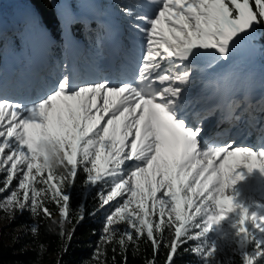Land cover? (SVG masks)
I'll list each match as a JSON object with an SVG mask.
<instances>
[{
  "label": "snow or ice",
  "instance_id": "1",
  "mask_svg": "<svg viewBox=\"0 0 264 264\" xmlns=\"http://www.w3.org/2000/svg\"><path fill=\"white\" fill-rule=\"evenodd\" d=\"M158 4L154 17L136 16L131 27L146 41L138 82L166 83L162 90L146 93L133 82L110 86L107 80L79 86L62 73L46 95L30 104L0 97V171L7 173L0 192L18 180L17 189L0 202V209L21 213L42 209L50 215L42 200L51 192L66 216L70 203L66 187L74 185L82 166L91 185H108L99 195L101 209L122 200L106 216L102 239H114L116 225L122 222L128 228L121 245L125 237L133 240V231L137 235L146 231L158 249L154 231L174 226L167 256L168 264H173L182 244L237 209L235 227L241 246L256 229L264 236V214H249L233 194H226L245 178L244 170L264 173V150L206 145L201 150L202 124L186 115L181 99L182 86L194 71L192 58L212 52L227 60L240 35L264 22V0H254L255 10L250 0H158ZM123 11L132 15L128 8ZM32 16L39 21V10ZM162 64L178 70L162 69ZM126 162H131L127 173ZM58 167L64 169L59 175ZM41 183L46 187L37 188ZM156 214L159 223L153 222ZM197 217L202 223H196ZM192 226L200 230L189 236ZM255 245L253 253L244 252L243 264L264 258V239H256ZM192 251L203 264H213L217 250L212 245Z\"/></svg>",
  "mask_w": 264,
  "mask_h": 264
},
{
  "label": "trees",
  "instance_id": "2",
  "mask_svg": "<svg viewBox=\"0 0 264 264\" xmlns=\"http://www.w3.org/2000/svg\"><path fill=\"white\" fill-rule=\"evenodd\" d=\"M130 1L136 0H97V12L103 23L109 22L111 7L136 9V5ZM79 3V0H68L65 4L76 8ZM250 3L255 10L254 0H250ZM61 5V0H0V60L9 53L16 56L33 51L37 54L46 49L50 50L51 60L59 58L65 49L64 21L58 8ZM36 9L39 10V21L32 16ZM44 29L49 36L42 38ZM102 29V24L93 19L86 22L71 19L69 31L72 37L81 39L87 49L93 51L96 48L95 39L100 36L99 31ZM251 36V42L254 43L252 63L264 68V22L254 27ZM263 106L264 103L260 107ZM260 107L253 104L249 109L253 115L261 116ZM63 171V167H58L56 174ZM36 187L46 185L41 183ZM107 187L103 183L91 185L81 166L78 167L74 185L66 187L70 193L66 216L61 215L62 203L53 200L51 192L42 200L50 215H46L42 209L37 213L16 211L10 223L21 228V231L11 244L0 236V264H168L169 245L175 238L174 226L154 231V237L160 241L158 249H154L152 238L147 236L146 231L140 235L133 231V240L128 241L125 237V243L121 245L120 238L128 228L124 224L119 227L114 239L107 242L102 239L105 226L103 215L107 209L105 206L100 208L99 195L102 189L106 192ZM4 215V210L0 209V218ZM152 219L154 223L160 222L158 214ZM195 231L198 230L192 227L189 236H194ZM202 243L203 238L199 236L188 239L178 249L173 264H203L200 255L192 251ZM238 247L239 252L233 253L227 264H243V246ZM258 262L264 264V260L259 259Z\"/></svg>",
  "mask_w": 264,
  "mask_h": 264
},
{
  "label": "rangeland",
  "instance_id": "3",
  "mask_svg": "<svg viewBox=\"0 0 264 264\" xmlns=\"http://www.w3.org/2000/svg\"><path fill=\"white\" fill-rule=\"evenodd\" d=\"M61 1H62V5L59 6L58 8H59L60 13L64 17V19L65 18H68V20L69 19H80L82 21H87L88 19H94L95 22L101 23L103 26L102 31L101 32L99 31V33L102 34V36H107L112 31V28L114 29L116 27H120L122 32L125 34V36H127L128 42H127V48H125V53H127V56H129L130 58V60H128L129 66L126 68V71L125 70H123V72L121 70L118 71L119 75H122V77L119 76L117 78H114L111 81H108L110 86H120L123 82H133L135 86L143 89L144 92L146 93L148 90H151V89L153 90H151V92H148V93H154L158 90H162L163 87L167 86L166 83L161 84L158 81L151 83L150 86H149V82L147 81L144 83L138 82L137 70L142 65V57L146 52V41H145V37L142 32L137 31L131 27V23L133 22L134 17L136 16L154 17V15L157 12L158 6H159L158 0H136L135 2L130 1L133 5H136V9L131 10V13H132L131 16L126 15L123 9H117V8L111 7L110 12H108L111 19L109 22H104V23L102 21L101 16L97 12L98 11L97 10L98 6L96 4L97 0H86L88 1V3L84 0H79L80 2L79 6H76V8L75 7L72 8L71 6L66 5L65 3L68 0H61ZM252 33H253V30L249 32L247 35L241 34L240 37L232 45L229 58L227 60L220 59L218 63L215 64L214 66V68H217L219 72H223L229 75L227 78L223 79V81H225V84L227 85L228 93L230 94H234L242 90L243 88H245L246 86L245 84L250 77L249 75H256L259 78L258 79L259 85H262V86L264 85V78H262V76H264V68L259 67L255 65L254 63H252L254 59V43L251 42ZM48 36L49 35H48L47 30L44 29L42 31V38L48 37ZM79 51L80 49L78 50L79 57L80 55L82 56L80 60L87 58L88 60L91 61L97 55L100 54L99 47H97V44H96L95 50L89 53L87 49L84 50L83 55L79 53ZM55 65H56V62L55 64H52V65L49 64L48 66H46L44 70V72L46 73H42V78L45 77L46 79L48 76V73L54 71ZM168 66L169 67H167V64H162V69L167 68L169 71L178 70L175 67H172L171 65H168ZM74 69L77 71H83V66H81L80 64H76V67ZM253 70H256V73H251ZM64 71H65V66L60 68L58 73H55L54 78L50 84L51 88H53L55 84L59 81V79L61 78V74L64 73ZM88 72L94 73L95 68L94 67L91 68L90 71ZM194 73L195 72L193 71L192 76L190 78L191 81L192 79H194ZM161 74L163 73L161 72ZM243 74L245 75L243 76ZM100 77L102 79L99 83L104 82L105 79L103 78L104 76L102 73ZM83 78L84 80H86V77H83ZM154 78H155V74H153V77L150 79L154 80ZM25 79H27V76L24 74L23 80ZM80 79H81V82L80 80H78L79 82H77L78 83L77 85L86 86L87 83L85 84V82H83L84 80L82 81V78ZM99 80L100 79H98V81ZM120 80H122V82H120ZM91 82H96V81H91ZM41 84L39 87H37L36 90H34L33 97L32 96L20 97L23 95V92L22 93L20 92L21 90H19L18 95L16 93H13V94H10L8 97L7 96V94L9 93L8 92L6 94L3 93L2 95H0V97H7L10 100V102H18V99L16 98H19L20 102L24 101L22 103L30 104L31 102L36 101L40 96L46 95L48 93L46 92L47 89H45L47 87V84L44 82ZM234 85L238 86L237 88L238 90H236V92L234 90ZM0 87L2 89L8 88V87H2L1 85ZM182 87L184 88V92L182 94L181 99L183 101L184 110H185L186 115L190 116L192 115V113L187 112L190 107L187 106L188 103H186V98L191 97V95L194 94L195 86L190 87V88H185V86H182ZM9 91H12V90H9ZM24 98H27L28 100H26L25 102ZM232 111L234 113L237 110H232ZM245 115L250 117V111H243L240 113L241 118H243V116ZM206 119L209 120L210 116H206ZM208 120L198 121L196 118L195 120H193L196 122V124H202V127H203V132L200 135L201 150L206 149L205 140L208 136L206 129L210 125L208 124ZM251 121H252L251 127H249V125L246 127H243V124L239 126H235V128L238 129L236 133H234V130H232L230 127H227V128L222 127L220 131L217 132V135L219 134L224 135V133H226L228 137L224 139L223 143L221 140L212 138L211 139L212 143L215 144L213 146L219 145V147L220 146L226 147V148H229V150H232L236 148L237 146V145H234L235 141H237L238 139H241L242 143L240 147L243 145L242 147H251L254 151L255 150L258 151L259 149L264 150V145L256 148L258 144H255L258 140L261 141L262 139L261 137L264 136L262 135L264 134V115H261L260 117L254 116V119L251 118ZM206 124H208V126ZM253 129L256 132H254ZM252 136H255V142H253ZM232 140H234V142ZM123 167L125 169V173H127L128 169L131 168V162H126V164ZM244 171H245V178L243 180L238 181L233 186V188L230 189L226 194H229V195L233 194L235 196L236 203L242 204L244 207H247L249 209V214H251L252 212H257L258 214H264V173H261L259 170H253L251 173H247L246 170ZM6 178H7V173L0 171V188L4 187V181L6 180ZM17 186H18V180L14 179L8 190L4 192H0V202H3L6 199V197L10 194L11 190L17 189ZM118 202H122V200L118 198V201L112 202L110 206H105L107 211L103 215L104 224H106V216L110 214L112 211H114V208L117 206ZM3 210L5 212V215L0 218V236L3 241H6V243L11 244L13 240L16 238V236L19 234V232L21 231V228H17L10 223V220L15 218V215H16L15 213L17 210H14L12 208H6ZM238 213H239V209H237L236 211L232 213H229L228 216L225 218V220L222 221L220 224L214 225L208 232L203 233L202 235H199V237L203 238V243L200 245V247L207 248L212 245L216 246L217 251H216V255L213 260V264H216L217 261H223L224 264H227L231 255L233 253L239 252L238 246L239 245L241 246V244L239 242V237L237 236V229L235 227L236 222L238 220ZM165 217H167V214ZM204 219H206V217H204ZM196 223L198 224L202 223L200 217L196 218ZM123 224L127 225L121 222L116 225L117 229H119V227ZM192 227L195 230H198V231L200 230V229H197L195 226H192ZM202 231L203 230L201 229V232ZM256 239H264V236L260 235L258 229L254 230V235H249L247 237V240L243 245V253L248 252L249 254H251L255 251V247H256L255 240ZM260 259L264 260V258H260ZM258 260L255 262V264H259Z\"/></svg>",
  "mask_w": 264,
  "mask_h": 264
},
{
  "label": "bare ground",
  "instance_id": "4",
  "mask_svg": "<svg viewBox=\"0 0 264 264\" xmlns=\"http://www.w3.org/2000/svg\"><path fill=\"white\" fill-rule=\"evenodd\" d=\"M97 47H99V51L101 53V48H100V46L98 44H97ZM81 52L82 53L84 52V48H82ZM94 60H95V58L93 60H91V61L86 58V59H82L80 61L79 60L71 61L70 64L67 65V67H65L64 73H68L72 77L74 76L76 78V83H75L76 85L78 84L77 82H79L78 80H80V82H81L80 78H82V81L84 80L83 77H86V80L83 81V82H85V84L89 83L91 81H96L97 82L98 79H100L97 82V83H99L101 81V77H100L101 73L105 77V78L103 77L105 80L111 81L114 78H117L119 76L122 77V75H119L118 71H120V70L122 72H123V70L126 71V68L129 66V61L128 60H130V58H129V56H127V53H126L125 57L121 60V64H120L119 70L117 72H115V73L111 72L107 68L106 69L103 68L102 65L98 64L99 62H98L97 59H96L97 63H95ZM65 62H66V60L63 59L61 61V63H59V62L56 63V65L54 66V68H55L54 71L50 72L46 79H45V77L42 78L40 73H38L36 75L32 74L30 72L25 74L27 76V79L22 80L20 82L21 86H16V89H14L12 91H7L6 90L4 92H0V95H2L3 93L6 94L8 92H9L7 94L8 97H9L10 94H13V93H16L18 95L19 94L18 93L19 90H21L20 92L21 93L23 92V95L20 96V97H28V96H32L33 97L34 96V94H33L34 90H36L37 87H39L40 84L43 83V82L47 84V87L45 89H47L46 92H48V90L51 89V85L50 84H51V82H52V80L54 78L55 73H58L60 68L66 66ZM76 64H80L81 66H83V71L75 70L74 68L76 67ZM93 67L95 68V72L94 73L88 72ZM167 67H169V66L167 65ZM137 73H138V70H137ZM251 73H256V70H253ZM244 75L245 74H243V76ZM249 76L250 77H249L248 81L245 84L246 85L245 88H250V89L259 88V81H258L259 78L256 75H249ZM262 78H264V76H262ZM37 80H39V81H37ZM120 82H122V80H120ZM22 85H23V88H21ZM237 88H238V86L234 85L235 92H236V90H238ZM243 89L240 90V91H243ZM151 90H153V89H151ZM151 90H148L147 93L151 92ZM193 97H194V94L191 95V97H187L186 98V103H188L187 106L190 107L189 108L190 112H189V110L187 112L188 113H192V115H190L191 119L195 120V118H196L198 121L208 120V119H206V116H205L204 112L201 109H199L198 107L193 106L191 104V102L193 100ZM14 98H16V97H14ZM16 99H18V102H20L19 98H16ZM24 99H25V102H26V100H28L27 98H24ZM198 100H200V98H198ZM22 102H24V101H22ZM213 108L215 109L214 105H213ZM243 111H248V110L244 106H239L237 111H235L234 113L230 112L228 115H222V114L218 113V111H217V113L215 112L214 117L208 120V124H210V125L208 126V124H206L208 126V127L206 126L207 127L206 131H207L208 136H207V138L205 140L206 145H208L207 147H213V145H215V144L212 143V140H211L212 138H216L218 140H221L222 143H223L224 139L228 137V135L226 133H224V135H220V134L217 135V132L220 131V129L222 127H224V128L230 127L232 130H234V133H236L238 131V129L235 128V126H239V125L243 124V127H246L248 125H249V127H251L252 126V124H251L252 121H251V118L249 116H247L248 114L243 116V118H241L240 113L243 112ZM240 127H242V126H240ZM254 128H256V127H254ZM253 131L256 132L254 129H253ZM245 133H247V132H245ZM262 135H264V134H262ZM252 137H253L252 138L253 142H255V136H252ZM261 138H262L261 141L258 140L255 143V144H258L256 148L261 147V146L264 145V136H262ZM229 141H231V140H229ZM232 141L234 142V140H232ZM241 143H242V140L238 139L237 141H235L234 145H237L236 147H240ZM259 150H262V149H259Z\"/></svg>",
  "mask_w": 264,
  "mask_h": 264
}]
</instances>
